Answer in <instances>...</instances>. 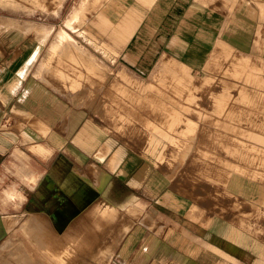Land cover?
I'll list each match as a JSON object with an SVG mask.
<instances>
[{
	"label": "rangeland",
	"instance_id": "374dc122",
	"mask_svg": "<svg viewBox=\"0 0 264 264\" xmlns=\"http://www.w3.org/2000/svg\"><path fill=\"white\" fill-rule=\"evenodd\" d=\"M14 1L21 4L0 0L1 85L17 73L24 77L17 67L27 53L37 52L17 87L19 95L12 103L0 102V133L20 132L19 139L24 138L0 153V215L8 221L2 239L20 238L33 264H264V0H155L148 8L135 0ZM171 2L178 3L173 12L177 10L182 37L178 51L185 64L167 52L155 54L143 68L133 65L151 55L147 45L152 40L143 41V36L138 39L139 56L129 59L131 65L123 64L120 44L125 41L115 39L112 24L117 26L136 5L142 16L135 24L131 19L126 26L118 25L124 27L120 34L153 35L161 19L170 17ZM61 30L94 52L111 75L85 73L66 59L59 66L58 56L48 61ZM42 67L44 81L60 92L59 80L67 94L50 90L53 101L23 105L21 96L39 82L36 72ZM58 68L73 79H63ZM79 74L90 79L70 87L78 85ZM12 89L7 85L0 96ZM15 105L23 107L21 113H12ZM81 112L82 119L75 122L73 114ZM86 123L98 139L91 151L72 140ZM74 146L82 152L78 172L85 178L96 174V188L105 186L99 176L103 170L140 189V195L131 194L121 208L100 196L76 217L68 207L42 199L40 192L30 195L27 206L28 188L37 181L27 174L32 169L37 173L51 159L54 165L61 155L52 149L68 154ZM142 165L145 175L136 177L138 182L129 180ZM31 205L34 218L43 215L39 219L46 223L29 226L30 234L49 229L54 237L74 240L66 237L62 244L59 240L41 247L21 226L33 217L27 213ZM99 205L116 207V215L98 221L89 214L83 220L89 208ZM126 224L131 227L121 237ZM85 234L96 235L99 243L91 246L81 239Z\"/></svg>",
	"mask_w": 264,
	"mask_h": 264
},
{
	"label": "crops",
	"instance_id": "0c3cea01",
	"mask_svg": "<svg viewBox=\"0 0 264 264\" xmlns=\"http://www.w3.org/2000/svg\"><path fill=\"white\" fill-rule=\"evenodd\" d=\"M176 5H178V3L171 2L169 4V6H170L169 7L170 8L169 16L170 17L169 18L165 17V19L163 21L161 19V23H159L160 27L157 28L158 31H151L153 35H148L145 32H144L145 33L144 35H143V33H139L140 35H132L133 34L132 33L125 40V42L120 44L121 54H122L121 58H122L123 64H125L127 66L131 65L129 59L133 55L139 56V54H138V42H139V40L138 39L142 40L141 36H143V41L146 40L147 38H150V40H152V43L147 45L149 48L151 47L152 52L150 53L151 55H147V57L146 56L143 57V59H141L140 62H136L137 61L136 60L133 63V65L135 63L136 64L141 63L142 64L141 67L143 68L144 65L151 64V62L153 61V57L157 56L155 54H159V55L162 54L163 55V54H168V53H169L168 54L169 56L176 57L177 59L180 60V62L183 65L185 64L181 59V56L184 57V55H182V53H180L178 51V47H179L178 42L182 41V37L179 36V32H178L179 31L178 30V16H175L177 10H176V12H173V8ZM192 7L194 8V6H192ZM193 8L191 9L192 11L194 10ZM172 12L174 15H172ZM151 20L152 19H149V21L147 20V22L145 23V24H147L146 27H149L148 24L151 23ZM180 20H183V19H180ZM165 25H168V28ZM147 29H150V28H147ZM167 30H169L168 33H166ZM187 35H188V33H186V36ZM111 37H112V35H111ZM135 38L137 39L136 42H135ZM129 41H131V42H129ZM147 43H148V41H147ZM167 43H168V45H167ZM163 45L165 48H163ZM84 47L87 48L90 51V53L93 54L95 56V58L97 59V56L94 54V52H92L88 47H86V46H84ZM94 48L97 49L98 47L94 46L93 49ZM135 48H137V52L135 51ZM167 48H168V50H167ZM135 53L138 55H135ZM110 63H112V61ZM19 67L20 66H18L17 69ZM42 68H44V67H42ZM42 68L40 70L38 69V71L36 72V76L38 77L37 79L39 82L32 84L31 88L24 91L23 95L21 96L20 101L22 102L23 105L30 106V107H34L37 105L43 106L44 103H46L47 101H49V102L53 101L54 94H56V95L57 94H61V95L66 94L65 90L63 89V84H62V82L59 84V80H58V85H59L60 92L51 88L48 85V83H46V81H44V79H43L44 73L41 72ZM28 71H29V67L26 68V72H25L24 77L20 76L17 73L15 76H13V78L7 80V82L3 83L2 85L0 83V95H1L2 90L5 89V87H7V85L9 87V89L13 88L12 89L13 91H8L5 94L2 93L3 95L0 96V102L1 103L6 104V103H8V101H10L9 103H12L13 98L15 96L19 95V90H17V87H20V85L24 81L23 78H25ZM41 76H43V77L41 78ZM47 80L52 81V83H54V84L56 83L55 79H53V78L48 77ZM50 90H52L54 92V94L53 93L51 94ZM13 92H15V93H13ZM11 95H13V96H11ZM22 109H23V107H21L20 105H15L12 107L11 111L14 114L15 113L18 114V113H21ZM81 127L77 128L74 131L73 136H72V140L75 143H77L80 147H82L84 150L91 151L95 147L92 149H88V148L84 147L80 142H78V134L77 133ZM19 133H18V135L14 133L17 136V140L14 141L13 144L17 143L18 141L21 142L24 140L23 137H21L19 139ZM21 135H22V133H21ZM11 146L9 148H11ZM74 147H75L74 149H69L68 154L64 150L60 151V149H52L53 152H57V153H59V155H61V156H57V158H58L57 162L54 165H51V162H52V159H51V161H49L48 163H45V166H43L40 169H37V173H34L35 171H33V169H32V172L27 174L28 177L37 176V181H36L35 185H33V186L31 185V188H28V191H29L28 193H30V194L27 197V202H26L27 206H29L28 202H29L30 195H33L35 193L37 194V192H40L42 195V199H44L45 201H48L51 199L54 202V206H56L57 208H62L64 206H65L64 208H66L69 206L68 207L69 208V215L73 216L71 211H70L72 208H78V210L76 212L80 213L83 209H86V207L89 206V204H91L93 201L97 200L98 197H100V196H103V197L105 196V198H107V200L110 203H112L113 205H115L118 208H121L126 203V201L129 199L131 194H133L135 196L140 195V189H137L136 187L130 185L127 181L125 182V181L117 180L118 178L115 179L114 175H110L109 172H106L103 170H101V171H103L105 174L103 175L104 178L101 179V181L103 182V184L105 186H104L103 190L96 188L94 183L97 184V180L96 181H95V179L93 181L86 180L80 175V173H78L77 168L79 167V164L77 162V158L82 155V152L80 150L81 148L78 149V148H76V146H74ZM7 150L5 152H2V153L0 152V153L6 154ZM53 152H51L50 156H52V154H54ZM50 156L48 158L49 160L51 158ZM53 159H56V158L53 157ZM86 166H88V164H86ZM146 170L147 169L145 168L144 165L140 166L139 169H137L136 173L132 174V176H130L131 174L129 175L130 176L129 180L137 181L136 175H139V177H143L146 173ZM127 176H128V174H127ZM12 177H13V175H12V173H10V183L11 184L13 182ZM15 182L17 183V175L15 176ZM67 193H70V194L66 195ZM89 195H94V196L90 200V202H88L86 204V198ZM66 197H68V201H67ZM27 211H28L27 213L29 214V216H30V214H32L33 218H34L35 213H33L34 212L33 211V205H31V210H28V208H27ZM76 216H77V214L74 215L73 217H76ZM0 217H3V216L0 215ZM36 217L37 218H43V215H37ZM3 218H5V217H3ZM12 219L14 220V218H12ZM125 238H126V236H125ZM125 238H123V240Z\"/></svg>",
	"mask_w": 264,
	"mask_h": 264
},
{
	"label": "bare ground",
	"instance_id": "6f19581e",
	"mask_svg": "<svg viewBox=\"0 0 264 264\" xmlns=\"http://www.w3.org/2000/svg\"><path fill=\"white\" fill-rule=\"evenodd\" d=\"M3 1H6L5 4L7 5H18L21 4V2H15L14 0H3ZM87 0H84L83 2H85ZM106 1V0H105ZM104 1V2H105ZM137 1L138 3H142L143 6L145 5V7H150L155 0H135ZM1 3L3 4V2L1 1ZM0 3V5H1ZM19 3V4H18ZM124 5V4H123ZM2 6V5H1ZM26 6V5H25ZM83 6V4H82ZM81 6V7H82ZM136 6V5H135ZM135 6H132L131 9H129L126 14L124 15V17L122 18V20L118 23V25L120 26H126V23L129 22L131 19V22L133 21V24H135V20H138L140 18V14H138V10L139 7H135ZM5 7V6H4ZM128 7V6H127ZM16 8V7H15ZM43 9V8H42ZM45 9V8H44ZM128 9V8H127ZM74 15H73V18L78 16L79 14V9L78 10H75L74 12ZM105 16V15H104ZM100 18V19H99ZM97 19H99L100 21L103 19V17L99 16ZM99 21V22H100ZM99 22H95L96 25H98ZM94 25V24H93ZM103 25V24H102ZM114 25L112 29H114V31H112L111 33L115 36V39H118V40H126L129 35L126 34V33H123V34H120V32L122 31V29H124V27L121 29L118 25L116 26L115 24H112ZM104 26V25H103ZM75 27V26H73ZM97 27V26H96ZM100 27V26H99ZM107 27H105L104 29H106ZM111 28V27H110ZM103 29V30H104ZM131 29V28H130ZM77 30V29H76ZM109 30V28H108ZM88 32V31H87ZM105 32V31H103ZM110 32V31H109ZM90 33V32H89ZM131 33V31H130ZM96 39H98L97 37H95ZM93 43V42H92ZM37 50L35 51H32L31 53H27L26 57L28 56V58H24L23 60H21V64L19 65L20 66V70L19 72L24 75L25 72H26V68L28 67L29 63L32 61V59L34 58V55L36 54ZM24 55V54H23ZM55 56H58L57 58L61 59L60 62H57L59 63V66L60 64H62V61L64 63L65 59L71 63H75V64H78L80 65V67L85 71V73H90V72H95L97 74H102V75H111V72L104 66L102 65L101 63H99V60L95 58V56L93 54L90 53V51L83 47L78 41H76L74 38H72L66 31L64 30H61L59 31L55 37H54V40L52 41V45L50 46V49H49V54H48V61L50 59H53ZM44 68H42L41 71H43ZM45 69H48V67H46ZM58 71L60 72V75L62 76L63 79H73L72 76L69 74V73H65L61 68L59 69L58 68ZM80 73V71H78ZM87 77V78H86ZM42 78V77H41ZM75 79V78H74ZM87 80V79H90V76L88 77L86 74L85 75H80L79 74V82H78V85L77 84H70L72 88H78L80 85H81V82L83 80ZM77 79H75L76 81ZM117 84V83H116ZM115 86V85H114ZM119 88V87H118ZM63 89L66 90V88H64L63 86ZM115 89V88H113ZM118 91V90H117ZM66 92V91H65ZM241 93V92H239ZM67 94V92H66ZM77 94V93H75ZM249 95V94H248ZM85 96V95H84ZM83 96V97H84ZM87 96V95H86ZM74 98L75 96H73V93L71 94V97L70 98ZM229 98V97H228ZM231 99V98H230ZM251 99V98H250ZM72 100V99H71ZM245 101V100H244ZM241 102H243L241 100ZM72 103V101H71ZM80 103V102H79ZM82 104V103H80ZM84 104V102H83ZM230 106V105H229ZM222 108V107H221ZM226 108V107H225ZM238 108V107H237ZM62 109V108H61ZM235 109V108H234ZM233 109V110H234ZM231 110V109H230ZM239 110V109H238ZM71 111V110H70ZM74 111V110H73ZM229 111V110H227ZM232 112V111H231ZM230 112V113H231ZM240 112V111H239ZM63 113V112H62ZM69 113V112H68ZM74 113V112H73ZM235 113V112H234ZM229 115V113H226ZM245 114V113H244ZM67 115V113L65 114ZM238 115V114H237ZM63 116V115H62ZM68 117V116H67ZM224 117V115H223ZM227 117V116H226ZM225 117V118H226ZM241 117V116H240ZM50 118V117H49ZM73 118H75V122L79 121L81 118H82V112L81 113H78V114H73ZM34 119V118H32ZM37 119V118H36ZM63 119H64V116H63ZM228 119V118H227ZM226 119V120H227ZM233 119V118H232ZM250 119V118H249ZM67 120L66 118L64 119V121ZM224 120V118H223ZM41 121V120H40ZM40 121L38 123H40ZM250 121V120H249ZM255 121V120H254ZM32 122H35L34 120ZM94 122V121H93ZM257 122V121H256ZM68 123V122H67ZM65 122V124H67ZM95 123V122H94ZM30 124V123H29ZM32 124V123H31ZM64 124V125H65ZM36 124H34L35 126ZM42 125V124H41ZM68 125V124H67ZM66 125V126H67ZM89 125L90 124H85L83 125L79 130H78V142H80L84 147L88 148V149H92L95 147V145H97L98 143V139L96 138V135L94 134V132L89 128ZM38 126V124H37ZM65 126V127H66ZM48 127V125L46 126ZM46 127H44L46 129ZM37 128V127H36ZM43 128V127H42ZM41 130V127L38 128ZM66 129V128H65ZM44 130V129H43ZM67 130V129H66ZM192 131H194V129H191ZM42 131V130H41ZM45 131V130H44ZM43 133V132H42ZM46 133V132H45ZM44 133V135H46ZM165 143V142H164ZM161 146V145H160ZM188 147V146H186ZM150 148V147H149ZM186 150V149H185ZM117 151V150H116ZM121 151V150H120ZM119 153V152H118ZM121 153V152H120ZM186 153V152H184ZM184 153L182 154L184 156ZM96 154V153H95ZM117 154V153H116ZM180 154V155H181ZM98 155V154H97ZM96 155V156H97ZM148 155V154H147ZM115 156V155H114ZM117 156V155H116ZM120 156V155H119ZM99 157V156H98ZM118 157V156H117ZM116 157V158H117ZM114 158V157H113ZM115 158V159H116ZM177 158V157H176ZM112 159V158H111ZM114 159V160H115ZM120 159V158H119ZM113 160V162H114ZM182 160V159H181ZM116 161V160H115ZM119 161V160H118ZM112 162V163H113ZM111 165V164H110ZM109 166V165H107ZM112 167V166H111ZM93 167L90 168V170L92 169ZM99 170V169H98ZM78 171V170H77ZM86 171V170H85ZM92 171V170H91ZM90 171V172H91ZM89 172V173H90ZM174 172H176L174 170ZM173 172V173H174ZM79 173V172H78ZM88 174V173H87ZM105 173L103 171H101L99 173V176H100V181L101 179L104 178V175ZM96 175V174H95ZM91 174L89 176H86L87 178L83 177L84 179L86 180H90V181H93L95 179V181L98 179V177L96 178V176ZM98 176V175H97ZM136 177L138 178L139 175H136ZM171 177V175H170ZM134 181V180H133ZM138 182V181H137ZM97 183H98V180H97ZM180 190V189H179ZM176 191V190H175ZM181 192V191H180ZM168 195V194H167ZM94 195H89L87 196L86 198V204L88 202H90V200L93 198ZM169 196V195H168ZM170 202V200H169ZM168 203V202H167ZM72 206V205H71ZM172 206V205H171ZM65 207V206H64ZM63 207V208H64ZM69 207V206H68ZM88 207V206H87ZM86 207V208H87ZM78 210V208H72L70 211L72 213V215H76L78 214L79 212H76ZM117 211V208L111 206V205H107L105 206L104 208H102L101 205H99L98 207L94 206V207H91L87 210V213L83 214L82 216L84 217L83 220H86V217L87 215L90 214V216H96L97 217V220L99 221L98 218H100L101 216L105 217L107 215H116V212ZM82 212V211H81ZM189 212V211H188ZM191 214V213H190ZM31 215V214H30ZM81 218V217H80ZM107 218V217H106ZM109 218V217H108ZM5 218L3 217H0V264H18L21 262V264H33L34 262H31L29 259H27L29 257L26 256L27 255V250L24 249L23 247V244H22V241L20 240V238H10L9 236H6L2 239V234L5 232V224L6 220H3ZM62 219V218H61ZM66 220V219H65ZM70 220V219H69ZM80 220V219H79ZM95 219H88V221H94ZM101 220V219H100ZM40 221H43L42 223H46L43 219H39V218H33V217H29V219L25 220L24 222L21 223V226L24 230H28L27 233H29V235H32L33 233L30 234L29 232V226L32 227L31 225H34L38 228V226L41 228L42 227V223H40ZM97 221V222H98ZM107 221V220H106ZM67 222V221H66ZM79 221H77L76 223H78ZM82 222V218L80 220V223ZM95 223V222H94ZM62 225V224H61ZM89 225V224H88ZM204 225V224H203ZM77 225H75L76 227ZM47 227V226H46ZM98 227V225H97ZM131 225H124L122 227V234H121V237L130 229ZM21 228V227H20ZM88 228V226L86 227ZM57 231H59V233L61 232V228H57ZM72 230L69 232L70 234H74V230L75 228H71ZM86 230V229H85ZM93 230V229H92ZM95 230V229H94ZM85 232H89V231H85ZM50 231L49 229L47 230V232H39L37 231V236H34L35 234H33L31 237L36 239L35 241L38 242V244L41 246V247H47V245L49 246H52V245H55V243L59 244V240H65V238H69V239H72L74 240V236L72 237H69V236H65V238H62V239H59L57 237H54L52 234H49ZM91 233V232H89ZM98 233V232H97ZM96 236V235H95ZM94 235H87L85 234V236L83 238H81L82 240H86L87 242H89V244L91 246H96L95 243H99V242H96L97 241V237H95ZM98 236V235H97ZM120 237V238H121ZM40 238V239H38ZM115 238V236H114ZM46 243H49V244H46ZM63 243V241L61 242V244ZM74 245V244H73ZM26 252V253H25ZM53 254H58V253H54ZM64 255V254H63ZM107 258V256H106Z\"/></svg>",
	"mask_w": 264,
	"mask_h": 264
},
{
	"label": "water",
	"instance_id": "95a60500",
	"mask_svg": "<svg viewBox=\"0 0 264 264\" xmlns=\"http://www.w3.org/2000/svg\"><path fill=\"white\" fill-rule=\"evenodd\" d=\"M16 140L17 136L12 132L0 133V152H5Z\"/></svg>",
	"mask_w": 264,
	"mask_h": 264
}]
</instances>
